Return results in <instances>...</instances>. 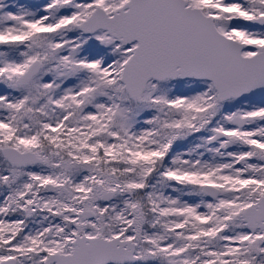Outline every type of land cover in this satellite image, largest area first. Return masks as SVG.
Wrapping results in <instances>:
<instances>
[{"label":"snow or ice","instance_id":"6c2138e0","mask_svg":"<svg viewBox=\"0 0 264 264\" xmlns=\"http://www.w3.org/2000/svg\"><path fill=\"white\" fill-rule=\"evenodd\" d=\"M0 264H264V0H0Z\"/></svg>","mask_w":264,"mask_h":264}]
</instances>
